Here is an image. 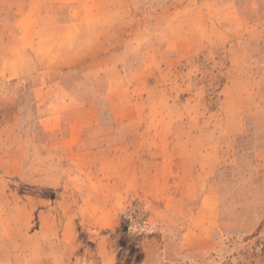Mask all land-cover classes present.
<instances>
[{
  "label": "rangeland",
  "instance_id": "obj_1",
  "mask_svg": "<svg viewBox=\"0 0 264 264\" xmlns=\"http://www.w3.org/2000/svg\"><path fill=\"white\" fill-rule=\"evenodd\" d=\"M22 4L0 0V264H264V0L107 5L97 31L126 34L96 56L72 26L22 39Z\"/></svg>",
  "mask_w": 264,
  "mask_h": 264
},
{
  "label": "crops",
  "instance_id": "obj_2",
  "mask_svg": "<svg viewBox=\"0 0 264 264\" xmlns=\"http://www.w3.org/2000/svg\"><path fill=\"white\" fill-rule=\"evenodd\" d=\"M17 1L24 4H22L24 6V15L19 16V18L14 17V23L24 26H35L34 30L20 28L19 34H24L22 38L24 40H28V35L37 31L38 24H45L46 22L58 29H65L67 26H72V31L66 30L68 31V37H59V39L68 41L66 43L73 42L72 46L68 47V50L83 51L75 55L96 56L97 53L93 51L97 49V41H118L122 39L120 35L126 34V32L112 31V35L103 36L101 31H97L96 29L97 25H102L103 23V21L100 22L102 19L99 18V11L97 10L105 8L107 5L121 4L123 0H11V3L13 4L14 2L16 4ZM77 14L80 15L79 19ZM108 46L110 47L108 48L110 51L114 47L112 44ZM66 54L70 56L74 55L72 53ZM207 195L211 196V194ZM205 232V228L195 229L190 226V228H186L182 232L180 237H178V241L180 243L186 241L191 242L193 241V235L195 237L197 233H199L201 239H203L202 234H205ZM2 248L3 247H0V250Z\"/></svg>",
  "mask_w": 264,
  "mask_h": 264
}]
</instances>
